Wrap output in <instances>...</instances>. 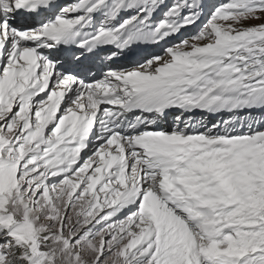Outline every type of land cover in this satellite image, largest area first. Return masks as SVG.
<instances>
[{"label": "snow or ice", "instance_id": "obj_1", "mask_svg": "<svg viewBox=\"0 0 264 264\" xmlns=\"http://www.w3.org/2000/svg\"><path fill=\"white\" fill-rule=\"evenodd\" d=\"M0 264H264V0H0Z\"/></svg>", "mask_w": 264, "mask_h": 264}]
</instances>
